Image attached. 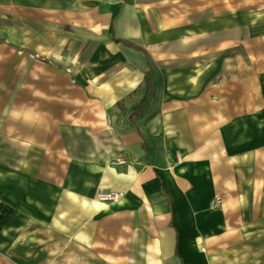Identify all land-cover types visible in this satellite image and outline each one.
<instances>
[{"label":"crops","instance_id":"1","mask_svg":"<svg viewBox=\"0 0 264 264\" xmlns=\"http://www.w3.org/2000/svg\"><path fill=\"white\" fill-rule=\"evenodd\" d=\"M257 1L0 0V104L9 89L26 127L8 156L0 139L14 264L67 248L74 264H264V71L243 65L264 57L243 49L264 44ZM82 56L90 79L64 80Z\"/></svg>","mask_w":264,"mask_h":264},{"label":"rangeland","instance_id":"2","mask_svg":"<svg viewBox=\"0 0 264 264\" xmlns=\"http://www.w3.org/2000/svg\"><path fill=\"white\" fill-rule=\"evenodd\" d=\"M258 3V6H260V9L261 7L264 9V0H258L257 1ZM251 4L252 6L254 5L253 2L252 3H249ZM260 11V10H259ZM246 43H248L250 46H247V45H243V49L245 50V48H248L249 52L252 53L253 52H263L264 50V44L263 43H260L259 41H257L255 38L252 39V40H248V41H245ZM245 43V44H246ZM132 46L131 49L135 46L134 44L130 43ZM134 45V46H133ZM116 47L115 48H121V49H126L125 46H123L122 44L120 43H116L115 45ZM132 52V50H131ZM88 56H82L81 58H72V60L70 61L69 58H66V63H65V71L62 73V76H63V79L68 81V82H73L75 81L76 79H81V80H89L90 79V74L89 73H85L84 71H74L73 68L70 67L69 63L72 65L73 63L76 65H79V63H88L86 61H88ZM116 63H120V61H117ZM6 64H8V58L6 59ZM251 64H254V65H257L258 67H260L261 69H263L264 71V57H243V65H251ZM78 68V66H77ZM23 77H25V74H22ZM41 73H35L34 76H35V79L40 76ZM110 75H115V78L116 79H122V72H117V71H114L113 73H111ZM20 76V75H19ZM102 76H106V74H102ZM3 80H4V77L5 79L8 78V74H3ZM255 78H256V74H255ZM257 79V78H256ZM259 81V85L256 84V87H259V91L260 90H263L264 92V89H261V88H264V79L263 80H258ZM18 92V99L19 100H24V98L27 96V90L26 89H18L17 90ZM261 95H263L261 93ZM1 97H2V103L0 104V116H1V119H0V131H1V141H2V146H6L7 147V153L6 155L8 156V150H9V147L11 144H15L14 141L15 139H13L11 136H10V131L12 132V134L14 133H18V137L20 139V137L25 140V134H26V127H25V121L24 119H19L17 121H15V119H13V117H10V113H11V110H10V105H9V101H10V90L9 89H2L1 90ZM87 97H89V95H87ZM15 107V106H14ZM41 107V106H39ZM25 108H26V105L24 104H21V105H18V112L19 113H23L25 112ZM261 108V106H260ZM120 110H122V107L120 106ZM13 111L15 112V108L13 109ZM259 116L260 118H263L264 115V106L259 109ZM16 113V112H15ZM264 122V121H263ZM262 121L260 122V124L263 123ZM264 124V123H263ZM11 125H12V130H11ZM17 130H16V129ZM20 144V143H19ZM23 147H25V143H21ZM25 149V148H24ZM3 157H4V154H3ZM20 157V156H19ZM21 157L24 158V153L21 154ZM22 162V161H21ZM3 164H4V161H3ZM18 171H21L22 169H17ZM9 171V170H8ZM7 171V172H8ZM261 176V174L259 173L258 174V177ZM259 184L255 186L254 190L256 193H258L259 197H258V200H257V208L255 209L258 213V220L260 223H264L263 222V218H264V184H262V181L263 178H260L258 180ZM261 219V220H259ZM9 249H0V264H14L12 262V260H10V255H9ZM65 254L64 256H60L59 258L57 257V255H55L53 258H51V263L50 264H74V254H73V248L71 249H66L65 250ZM55 252H57V250H55Z\"/></svg>","mask_w":264,"mask_h":264},{"label":"built area","instance_id":"3","mask_svg":"<svg viewBox=\"0 0 264 264\" xmlns=\"http://www.w3.org/2000/svg\"><path fill=\"white\" fill-rule=\"evenodd\" d=\"M119 193L114 190H106L98 193L97 197L98 200L107 202V201H113L118 197ZM212 205L217 206L221 203V198L219 195H215L214 198L212 199Z\"/></svg>","mask_w":264,"mask_h":264},{"label":"trees","instance_id":"4","mask_svg":"<svg viewBox=\"0 0 264 264\" xmlns=\"http://www.w3.org/2000/svg\"><path fill=\"white\" fill-rule=\"evenodd\" d=\"M146 74L148 75V71L146 72Z\"/></svg>","mask_w":264,"mask_h":264}]
</instances>
